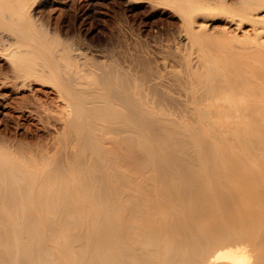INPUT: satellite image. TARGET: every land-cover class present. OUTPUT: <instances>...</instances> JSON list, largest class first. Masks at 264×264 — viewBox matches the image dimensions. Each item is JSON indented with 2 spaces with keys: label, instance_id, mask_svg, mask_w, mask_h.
<instances>
[{
  "label": "bare ground",
  "instance_id": "1",
  "mask_svg": "<svg viewBox=\"0 0 264 264\" xmlns=\"http://www.w3.org/2000/svg\"><path fill=\"white\" fill-rule=\"evenodd\" d=\"M226 1L207 10L264 26V0ZM36 2L0 0V52L21 90L39 81L68 113L59 158L0 148V264H264V42L217 61L201 40L176 96L89 60Z\"/></svg>",
  "mask_w": 264,
  "mask_h": 264
},
{
  "label": "rangeland",
  "instance_id": "2",
  "mask_svg": "<svg viewBox=\"0 0 264 264\" xmlns=\"http://www.w3.org/2000/svg\"><path fill=\"white\" fill-rule=\"evenodd\" d=\"M36 1L37 17L43 26L80 48L89 60L115 65L150 84L155 82L159 89L168 91L171 87L169 91H175L176 96L185 91L190 72L203 70L201 40L207 45V57L217 61H225L227 56L228 60L242 57L240 54L249 52L257 42H264L263 25L246 22L239 27L237 16L219 9L207 10V5L213 7L220 0H193L200 6L189 18L180 11L179 2L184 0ZM236 1L226 3L234 6ZM253 18L264 21V11ZM1 55L0 148L30 147L34 153L47 149L52 150L49 155H59L55 139L62 136L63 119L68 113L65 103L53 88L39 81L27 82L29 87L21 90L10 63ZM36 110H45L50 122L39 123L38 116L44 112L39 115Z\"/></svg>",
  "mask_w": 264,
  "mask_h": 264
}]
</instances>
